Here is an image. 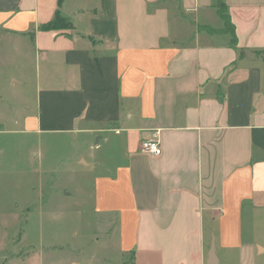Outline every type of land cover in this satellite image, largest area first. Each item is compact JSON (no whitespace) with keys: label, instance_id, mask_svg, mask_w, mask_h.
I'll return each instance as SVG.
<instances>
[{"label":"crops","instance_id":"crops-1","mask_svg":"<svg viewBox=\"0 0 264 264\" xmlns=\"http://www.w3.org/2000/svg\"><path fill=\"white\" fill-rule=\"evenodd\" d=\"M58 11L72 29L43 30ZM0 106V136L88 137L76 164L122 259L264 264V0H0ZM5 202L3 264H45L21 245L30 204Z\"/></svg>","mask_w":264,"mask_h":264},{"label":"rangeland","instance_id":"rangeland-1","mask_svg":"<svg viewBox=\"0 0 264 264\" xmlns=\"http://www.w3.org/2000/svg\"><path fill=\"white\" fill-rule=\"evenodd\" d=\"M32 73L31 69V77ZM1 112L5 111L0 108ZM87 141L84 135L0 136V145L6 146L0 161L8 168H1L6 174L0 177V198L7 200L6 205L11 198L21 206L30 204L33 213L23 223L21 245H35L39 252L42 244L51 247L45 250L49 253L45 264H132L131 257L122 259L114 244L97 233L100 219L94 213L95 174L76 164L80 155L88 157L94 152ZM31 149L38 157L34 159L33 153L28 160ZM11 220L13 217L0 216V241L2 236L14 235L15 230L5 229ZM252 222L247 217L246 239L252 237ZM263 235L259 232L257 236L262 244ZM12 252L0 251V264L10 260Z\"/></svg>","mask_w":264,"mask_h":264},{"label":"trees","instance_id":"trees-1","mask_svg":"<svg viewBox=\"0 0 264 264\" xmlns=\"http://www.w3.org/2000/svg\"><path fill=\"white\" fill-rule=\"evenodd\" d=\"M63 2V0H59V3L61 4ZM218 14L219 16L224 20L225 25H226V30L230 33L233 34V42L232 45L233 47L236 46L237 44V40H236V36L234 33V27L233 25L230 23V17L227 14L226 11V4L222 1L219 2V6H218ZM72 24L70 21H68L64 16H62L60 14V12L58 11L54 17V19L49 22L48 24L42 26L43 30L46 31H62V30H69L72 29ZM32 39H34V35L32 36Z\"/></svg>","mask_w":264,"mask_h":264},{"label":"built area","instance_id":"built-area-1","mask_svg":"<svg viewBox=\"0 0 264 264\" xmlns=\"http://www.w3.org/2000/svg\"><path fill=\"white\" fill-rule=\"evenodd\" d=\"M141 150L144 154L154 158L162 155V148L157 134H154L152 138L143 142Z\"/></svg>","mask_w":264,"mask_h":264},{"label":"water","instance_id":"water-1","mask_svg":"<svg viewBox=\"0 0 264 264\" xmlns=\"http://www.w3.org/2000/svg\"><path fill=\"white\" fill-rule=\"evenodd\" d=\"M213 252H212V254H214V252H215V247L213 246V250H212Z\"/></svg>","mask_w":264,"mask_h":264}]
</instances>
